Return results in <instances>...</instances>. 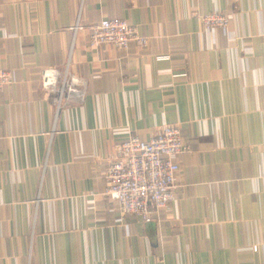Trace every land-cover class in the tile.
<instances>
[{"label": "crops", "instance_id": "obj_1", "mask_svg": "<svg viewBox=\"0 0 264 264\" xmlns=\"http://www.w3.org/2000/svg\"><path fill=\"white\" fill-rule=\"evenodd\" d=\"M213 11L232 19L208 30ZM104 18L149 43L92 48ZM46 67L83 98L58 107ZM0 69V264H264V0H0ZM165 125L190 145L174 199L122 215L117 146Z\"/></svg>", "mask_w": 264, "mask_h": 264}, {"label": "built area", "instance_id": "obj_2", "mask_svg": "<svg viewBox=\"0 0 264 264\" xmlns=\"http://www.w3.org/2000/svg\"><path fill=\"white\" fill-rule=\"evenodd\" d=\"M206 29L225 27L232 19L230 13L213 11L201 15ZM80 27L79 21L75 29ZM150 37L142 35L137 25L122 18H104L90 31L92 48L112 45L128 49L135 44L146 46ZM42 83L56 93L58 107L63 101L83 98L86 81L73 74L68 67H46L41 72ZM11 72L0 69V91L10 83ZM190 150L181 128L165 125L148 140L131 135L117 146L106 173V195L114 201L122 215L135 214L150 222L154 214L168 209L174 199L180 165L176 157Z\"/></svg>", "mask_w": 264, "mask_h": 264}]
</instances>
